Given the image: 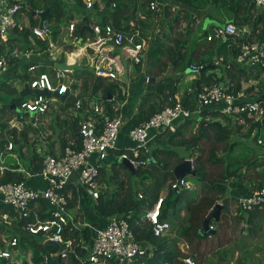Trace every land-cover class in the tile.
<instances>
[{
  "label": "trees",
  "instance_id": "1",
  "mask_svg": "<svg viewBox=\"0 0 264 264\" xmlns=\"http://www.w3.org/2000/svg\"><path fill=\"white\" fill-rule=\"evenodd\" d=\"M67 1L28 0L23 3L21 10L28 16L29 24L34 25L37 21V18L32 14L34 10L39 7L43 8L44 11L48 9L49 15L42 18V20H47L49 23L55 21V27H51L53 30L51 40L53 41H56L60 26L69 24L74 19L73 13H76L78 16L80 15V22L76 23L73 35L79 37V30L90 21V16L96 13L98 5L94 3L91 9H86L83 0H69L70 4ZM102 1L104 13L101 24L111 22L116 29L125 34L137 29L138 35L134 38L135 42H141L144 39L146 43V58L142 71L138 73L140 65L134 67V72L142 75L144 87L135 112L125 119L120 132L128 135L130 129L146 121L152 114L162 110L165 106L173 105L176 101H179L181 105L193 113L184 123L178 125L174 132L165 131L159 134L162 144H159V146L149 144L152 147L151 157L149 156L152 160L151 165L139 167L133 173L122 162L114 160L110 155L102 167L99 168L97 182L100 190L98 198L93 200L88 196L89 208L93 214V225L98 224L97 227H101L106 218L119 213L128 214L130 211L128 221L136 240L151 247L148 254L137 256L129 263H117L114 260H107L100 264H187L185 259L189 257L192 259L193 264H206L208 257L212 254L217 258L216 262H226V253L234 245L236 238L246 237L248 233L257 234V230L264 223V211L258 207H254L249 212L244 211L238 202L241 193L237 194L234 191V189H238L242 192V195H250L254 190L264 187V168H262L264 159L261 160L257 155L250 153L249 156L252 157L249 158L246 155L232 156L231 153L238 142L231 140L230 134L242 132L244 126L227 115L221 114L213 105L203 106L198 113H194L196 102L191 90H185L181 97L177 99L178 84L183 78L181 71L184 68L179 70H176V68L179 63L185 60L186 56L188 59L193 60L196 58V54L201 52L209 55L215 54L218 57L225 56L217 65L213 63V56L211 58L207 56L205 59L196 58L195 64L203 65V67L199 71L190 70V73L199 74L195 86L199 87L203 83L219 81V78L212 73L206 75V72L210 70L208 66L213 65V68L220 67L223 69L224 75L227 76L225 79L234 84L235 90L242 89V82L256 81L255 85L244 88V92L249 99H262L264 79L262 78V80L261 76L264 74V65H254L246 69L239 68L234 62V58L241 43L253 40L264 41V13L249 0H174L175 4L186 5L191 11H194V15H197V17L202 16V18L211 15L214 9L227 10L230 16L224 23L232 22L239 27L246 26L249 30L241 37H235L234 43H232L231 38L219 42L217 40L208 42L206 41L208 32L207 34L204 33L203 38L206 44H204L205 47L202 50L200 41L194 43L190 48L187 47L189 37L193 32L190 18L194 16L188 11L171 6L168 2L164 6L159 4L161 11L155 13L148 7V0H114V6H112V0ZM171 7H175V10L172 11ZM181 12L188 17V20L182 33L179 32L178 37L172 39L169 35L173 31V27L179 25ZM125 20H131L132 26L126 25ZM165 20L168 21V31L154 33L156 26ZM131 27L133 28L130 32ZM13 30L17 36L16 39L9 38L7 45H0V54L17 40L21 41L19 46L21 49H30L32 48L30 43L33 39L43 52L41 55L31 56L29 60H16L23 71L20 76H17V73L13 75L14 80L18 78L26 80L28 78L26 69L31 64L39 65L42 71H46L49 66L53 67L54 60H52V57L46 58L48 50L44 41L30 37L29 28H16ZM85 35L91 36L92 34L84 31L80 46L85 42ZM199 37L202 39V36L199 35ZM228 45L231 47L228 48ZM62 48L65 49V45H62ZM80 49L82 51L83 47ZM178 50H181V59L171 65ZM72 54L73 59H75L82 55V52ZM62 56L61 54L60 57ZM231 59L234 63H231ZM10 62L13 63L14 61ZM190 64H192V61ZM76 71L84 76V80L80 85L82 88L77 95L68 93L64 95L63 99H59V111L53 113L54 116L49 125L53 134L52 138L57 137L59 139V152L71 142H73V148L80 149L81 147L78 135L80 117L73 116L70 113V108L76 98H80L83 105H86L89 99H94L103 103L109 112L111 111L109 100L111 96H115L117 101H123L126 98L120 88L121 81L105 82L106 78L96 76L92 71L85 68ZM7 75L10 78L9 73H4L2 76L8 80ZM77 82L71 85V88L77 89L79 87ZM6 84L8 85V82L3 80L0 86L2 90L8 94L14 93V95L12 99L0 105V158H3L0 159V185L20 181L26 183L28 173H37L44 155H46L38 153L28 138L29 130L39 136L42 128L32 125V123H23L24 117L28 114L12 108V105H18L21 100V98H17L19 92L16 89H8L5 86ZM123 85L125 86V83ZM5 112L10 113V117L6 121L1 117ZM48 113L49 111L41 114V116ZM13 118L22 122L18 138L6 133L9 121ZM200 118L207 120L202 124L201 130L197 127ZM246 124V133L243 135L248 137L252 136L255 129L261 125L260 121L253 118H246ZM195 127L196 130L193 131ZM188 128L190 134L188 135L187 132V136L185 131ZM8 143H11V149L7 148ZM176 145L182 146L186 150V154L179 155L175 150ZM187 145L192 146L187 149L185 147ZM24 148L28 149V156L26 157L23 151ZM124 150L125 148L116 150L115 154L119 155ZM219 151L224 153L219 155ZM14 154L21 160L22 166L13 157ZM147 157L143 155L141 158ZM186 158H192L193 160V168L195 169L193 177L195 182L199 184L200 189L198 194L188 190H183L178 194L171 187V184L175 181L172 172L173 167ZM230 181H233L232 185H230ZM147 183L149 185H146ZM65 191L70 193L69 207L73 209L76 216L75 220L78 222L77 216L81 215V218L83 217L78 206V200L81 195L87 194L78 190L74 183L67 185ZM162 191H165V194L162 199L160 220L168 221L171 230L167 234L156 236L153 233L151 224L143 217L146 209L155 203ZM218 201L221 203L222 208L219 221L211 222L214 232L200 235L198 229L204 216ZM30 207L29 214L26 217H20L0 203V218L2 214L7 213L12 220L10 224H7L2 222L1 219L0 232L7 239L16 237L18 240L17 248L20 247L21 250L30 251L29 258L23 259L21 264H40L43 255L55 252V249L43 245L44 237L40 233L30 235L22 227L26 222L49 219L50 207L44 200H38L34 207ZM182 211L186 214L184 218H180ZM233 214H236V217H233ZM231 224L236 227L232 232L229 231ZM242 224H245V226H242ZM175 226L177 230L172 233V228ZM92 236L93 230L88 226L69 224L62 232L63 239L71 240L73 249L81 256H84L85 250L75 244L79 242L80 238L83 242L88 243ZM179 243H185L189 251L186 253L181 251ZM3 247L4 243L0 239V248ZM69 260L71 262L76 260L73 252L69 254ZM51 261L60 264L62 260L52 259ZM0 264L13 263L0 258ZM226 264L229 263L226 262Z\"/></svg>",
  "mask_w": 264,
  "mask_h": 264
},
{
  "label": "built area",
  "instance_id": "2",
  "mask_svg": "<svg viewBox=\"0 0 264 264\" xmlns=\"http://www.w3.org/2000/svg\"><path fill=\"white\" fill-rule=\"evenodd\" d=\"M26 1L28 0H0V45L7 41L13 29L29 28L30 37L44 41L52 60L61 62L63 59L60 60L59 58L62 52L56 56V53L50 51L57 40H51L53 32L51 25L47 20H42L40 17L44 9L39 7L34 10L32 14L37 18V21L34 25H30L27 20L28 16L21 10L23 3ZM113 1L112 6H114ZM249 1L257 9L264 11V0ZM83 3L86 9H91L94 3H97L98 8L99 6L103 7L102 0H83ZM148 7L155 13L161 11L158 0H148ZM67 25L69 36L73 38L71 44H79V42H76L79 37L73 35L76 23L70 21ZM85 25L89 27V31H85L90 32L92 35L85 37L84 46H88L92 53L93 49L100 52L101 50L107 51L108 47L115 48L117 51L126 49L128 54L125 58L129 59L128 68H131L130 72H133V66L141 63L146 43L144 39L141 42H135L134 38L138 35L137 29L125 34L116 29L111 22L101 24L91 19ZM248 31L246 26L239 27L232 22H226L222 25L212 26L208 34L206 33V41L217 40L219 42L226 39V35L241 37ZM30 44L32 45L30 49L9 48L0 54V76L8 71L10 61L29 60L31 58L34 51H37L39 47L35 44L34 39ZM58 47L62 48L61 45ZM37 53L40 54V52ZM105 58L107 62L103 67L96 66L93 59L89 65L93 66L96 76L104 77L108 81H118L117 72L109 67L113 60L107 56ZM105 58L103 57L102 60L105 61ZM222 60V57H218L213 63L217 65ZM66 62L71 64L68 61ZM234 62L239 68L245 69L254 65L263 66L264 41L253 40L241 43ZM202 67L203 65L192 63L188 68L199 71ZM72 70L52 67L49 73L40 70V66L37 64L29 65L26 69L28 78L24 80L23 84L33 90H45L49 95L27 94L24 97H19L21 98L18 104L20 112L31 117L41 115L49 110L50 103L59 100L53 95L54 92L59 95L72 93V90H75L69 84V74ZM195 89L197 101L195 100L194 113H198L203 106L213 105L221 114L227 115L243 126H247L246 118L260 121L264 117V98L249 99L243 87L240 90H235L234 84L228 79L224 82L203 83L199 87L196 86ZM121 90L125 94L124 89ZM109 100L111 103L110 112L103 103L94 99H89L86 105L82 104L80 98L75 99L73 106L70 108V113L73 116L80 117L78 135L81 147L75 149L72 147L73 142H71L56 155H44L39 171L28 173L29 176H37L42 181V186L30 187L24 181L8 182L0 185V203L20 217H26L29 214L30 206L34 207L38 200L46 201L50 207L49 219L26 222L22 227L30 235L40 233L44 237L43 242L49 240L62 247L61 251L55 250V252L44 254L40 264H58L51 261L52 259L62 260L60 264H100L107 260H114L117 263H129L135 257L148 254V250H151L150 246L136 240L128 221L130 211L128 214L119 213L106 218L101 227H95L88 223L82 224L75 220L76 216L73 209L69 207L70 193L65 190L67 185L74 183L77 189L81 188L93 200H96L100 190L97 182L99 168L102 167L110 155L119 162L128 160L134 169L151 165L152 160L149 158L151 147L148 144L152 138L151 132L154 131L155 134L165 131L174 132L176 127L184 123L193 112L181 105L179 101H176L173 105L165 106L162 110L152 114L146 121L130 129L127 136L132 145L125 148L121 154L116 155L115 151L119 150L116 144L125 122V118L120 112L124 100L117 101L115 96H111ZM91 101L93 102L91 103ZM255 142L258 146H264V136H256ZM11 147V143H8L7 148L11 149ZM143 155L148 157L141 158ZM187 159L193 167L192 158ZM74 175L75 179L73 180ZM188 176L190 175L184 176L179 183L175 179L171 184L176 193L179 194L190 188L192 183L187 179ZM162 199L163 197L159 196L155 203L146 209L143 217L151 224L153 233L156 236L167 234L171 227L168 221L160 220ZM238 202L246 212L251 211L254 207L264 211V187L254 190L250 195L241 196ZM1 219L2 222L7 224L12 221L7 213L2 214ZM69 224L88 226L93 230V236L88 243L83 242L80 238L79 242L75 244L85 250L84 256L73 249L71 240H64L62 237L64 228ZM210 227L213 228L211 224ZM2 242L4 247L0 248L1 259L10 261L20 254L16 251L18 243L16 237L11 239L4 237ZM71 252H73L76 259L73 262L69 260ZM185 263L193 264V261L189 257L185 259Z\"/></svg>",
  "mask_w": 264,
  "mask_h": 264
},
{
  "label": "rangeland",
  "instance_id": "3",
  "mask_svg": "<svg viewBox=\"0 0 264 264\" xmlns=\"http://www.w3.org/2000/svg\"><path fill=\"white\" fill-rule=\"evenodd\" d=\"M67 2L70 4V1L69 0ZM221 13L223 14V16L225 14H228L226 10H221V9H214L211 12V14L217 16L219 19L220 18L222 19ZM73 14H74V19L72 21L74 23L80 22V19H79V16L80 15L78 16V14H76V13H73ZM90 19L92 21H94V22H99V23L102 22L101 17L98 16V15H95V14L92 15V16H90ZM54 22L53 23L50 22V25H51L52 28H54L55 25H56V23H54ZM207 22H211V20L207 19ZM185 25L186 24L182 23L179 26L180 27L179 29H177V27H175V28L173 27V29H172L173 31H171V33L169 35L170 38L174 39V38L178 37L179 32L182 33V30L185 27ZM67 26L68 25H62V26H60V29H59L58 34L56 36V40L58 42L55 43V45L53 47V52H55V53L62 52V55L64 57L62 56L60 58H66L68 56V63L69 62L72 63V61L74 60L73 59V56H72L73 55L72 53H74V52H82V55H79L76 58L77 64L79 66H82L83 68H85L88 71L93 70V66H90L89 65L91 63L92 59L93 60H97L99 57L102 56V54H105L106 50H101L99 52V51H96L95 49H93V53H92V52H89V47L88 46H84V44H83L82 45L83 46V50L80 51L81 50L80 48H82V46H80V44H78V43L71 44V42L73 41V38L69 36L68 30H66L67 29ZM196 26L197 25H194V27H193L194 28V32H195L194 33V36L189 37V42L187 44V47L188 48H190L191 46H193V44L196 43V42H198L199 39H200V37H199V28L201 27V25L199 27H196ZM57 30H58V28H57ZM155 31L157 33L158 32H161V31H168V21L165 20L163 22H160L156 26V30ZM153 35H155V34H153ZM234 42L235 41H233L232 43H234ZM170 44H172V43H170ZM60 45L61 46L62 45H65L66 48L63 49L61 47H58ZM85 45H86V43H85ZM16 47L18 49H21L18 45H16ZM188 48H187V50H188ZM37 52H40V54H38ZM42 53L43 52H42L41 49H37V51H34L33 55H41ZM49 57H51V56L48 55L46 58H49ZM187 61H188V58L186 57L185 60H183V62L179 63L178 67L176 68V70H179L180 68H184V70L181 71L183 73V75H182L183 78L180 80V82L178 84V92L181 89V87H184V91L186 90L185 85H187L188 82L185 80V78L187 76H190V75L195 74V73H190V69L189 68H186L185 64H186ZM133 67H137V66H133ZM50 68L51 67H48L46 69V70H49V71H47L49 73L51 72ZM76 70L77 69H73L71 71V73L69 74V76H70V83L69 84L70 85L76 84V81H78V83H79V87L77 86L78 87L77 89H75V90H72L71 89L72 90V93L74 95L79 94V92H80V90L82 88V86H80V85L82 84V82L84 80V76L82 74H80L79 71H76ZM211 70L214 73H216L217 75H220L219 78H221V81L224 82L225 75H224V73L222 71L223 69H221L220 67H216V68H212ZM21 73H22L21 71L17 72V76H20ZM129 74H131V76H135V72L134 71L131 72V73H129ZM78 76H79V78H77ZM7 78H8V80L5 79L3 76L0 77V86H1V83L3 82V80H5L7 82L9 81L8 82V85L11 86L10 87V86H8L6 84L5 86L8 89H11L12 88V89H16V90L19 89L20 90V89L23 88V86H22V79L21 78H18L17 80H14V77H12L13 79L9 80L10 78H9L8 75H7ZM262 78L264 79V74H262L261 79ZM107 81L108 80H106L105 82H107ZM118 82H120V79L118 80ZM249 83L250 82L246 83L244 85V88H246ZM122 88L124 89L125 95L127 96L126 87L124 85L123 86L121 85V89ZM183 92L181 93V95L183 94ZM13 95H14V93L8 94L4 90H2V88L0 87V105H1V103L7 102L10 99H12V96ZM181 95H180V97H181ZM26 98H28V97H26ZM92 102L93 101H91V103ZM12 108L14 110L20 111L19 108H18V105H12ZM59 108H60V102L58 100V101H54V102L50 103V108L48 110L49 113L46 114L45 116H41L39 114V115H34L33 118L31 116H29V115H26L24 117L23 123H27V124L32 123V125H36L37 127H41L42 128L41 131H40V133H39V136H36V134L32 130H29L28 131L29 141L33 143L34 149L38 153L40 152V154L43 153L42 151H40V144L43 141H45V140L52 139V135L53 134H52V131H51V128H50L49 125L52 122V119H53V116H54L53 113L54 112H58L59 111ZM1 117H2L3 120L6 121L7 119H9L10 113L9 112H5V113H3L1 115ZM220 119H221V117H220ZM21 123L22 122L16 121L14 118L11 119L9 121V124H8L9 127L6 130V133L8 135H11L14 138H18L19 137V132H20V129H21V125H22ZM246 129H247V126H244L243 129H242V132L230 134V136H231L230 139L231 140H235L236 142H238V144L233 149L234 151L231 153L232 156L240 157L242 155H246L249 158V157H252V156H249V153H250V154L257 155V157H259L261 160L264 159V146H258L256 144V142H255L256 136H258V135L264 136V124L258 126L255 129L253 135L250 136V137H248L246 135H243V134L246 133ZM188 130H189V128L185 131V134L188 132ZM195 130H196V127L193 128V131H195ZM189 134L190 133L188 132V135ZM53 140H57V139H53ZM202 146L206 147L203 144H202ZM190 147H189V149H190ZM220 147H222V146H220ZM175 150H176V152L179 155H181V154H184L185 155L186 154V150L183 149V147L180 146V145H176L175 146ZM23 151H24L25 157L28 156V149L27 148H24ZM223 153H224L223 151L222 152L219 151V155L220 154H223ZM149 156L151 157V154ZM13 157H15L16 161L18 163H20V165L22 166V162L16 156V154H14ZM0 159L2 160L3 158H0ZM262 168H264V166H262ZM187 179H189L191 181V183H192L190 185V188L188 189V191H193V192H196L198 194L200 192L199 184L197 182H195L194 177L188 176ZM232 182L233 181H230V185H232ZM146 185H149V183H147ZM229 193H230V191H229ZM164 194H165V191H162V192H160L159 195L163 197ZM180 216H181L180 218L186 217L185 212L182 211L180 213ZM77 219H78V221H80L81 220V215L80 216H77ZM0 220H1V218H0ZM181 224H183V223H181ZM263 227H264V225L260 229L257 230L258 232L255 235L249 234L246 231V233H248V236L246 235V237H241V238H238V239L236 238L234 245H232L229 248V250L227 251V253H226V258H227V261L226 262L229 263V264H264V228ZM235 228H236L235 225L234 224H231L229 231L232 232ZM170 230H171V227H170L169 231ZM176 230H177L176 229V226L173 227L172 228V233L175 232ZM174 234H176V233H174ZM0 239L1 240L4 239V234L3 233L0 235ZM179 247H180L181 251H183L184 253H186V252L189 251L188 246L185 243H179ZM16 251L18 253H20V254H18L14 258H12V260L9 261L10 263H13V264H21V261L23 259H28L29 258V255H30V251L29 250H26V249L21 250L20 247H18ZM216 261H217V258L214 257L213 254H212V255H210L208 257V261H207L206 264H226V262H223V261L222 262H219V263L216 262Z\"/></svg>",
  "mask_w": 264,
  "mask_h": 264
},
{
  "label": "crops",
  "instance_id": "4",
  "mask_svg": "<svg viewBox=\"0 0 264 264\" xmlns=\"http://www.w3.org/2000/svg\"><path fill=\"white\" fill-rule=\"evenodd\" d=\"M159 1V4L160 5H162V6H164L165 4H167V2L171 5V6H175V7H177L178 9H181V10H184V11H188L190 14L192 13V15H194V11H191L190 9H189V7H187L186 5H181V4H175V1L174 0H158ZM175 7H171V9H172V11H174L175 10ZM227 11V10H226ZM103 7L102 6H99V8H98V10L96 11V13H95V15H98V16H100L101 18H102V15H103ZM227 13H228V11H227ZM195 16V17H194ZM194 16H191V20H190V25L191 26H193L194 27V25H197L196 27H199L200 25H201V27L199 28V35L200 36H202V39H199V41L201 42V49L203 50L204 48L203 47H205L204 46V44H206L205 43V41H204V33H207V32H209V29L212 27V26H215V25H222L223 23H224V21L226 20V19H228V17L230 16L229 14H225L224 16H223V14H221V16H222V19L220 18H218L217 16H215V15H213V14H211V15H208V16H205V17H203L202 18V16H200V17H197V15H194ZM25 17V16H24ZM24 17L22 18L23 19V22H24ZM95 17V16H94ZM180 17H181V19L179 20V25L178 26H176L177 27V29H179L180 27V25L182 24V23H184V24H186V22H187V20H188V17L186 16V15H184V13L183 12H181L180 13ZM224 17V18H223ZM21 19V20H22ZM96 19V18H95ZM192 19H195V20H192ZM207 19H209V20H211V22H207ZM28 20V23H29V19H27ZM124 23L126 24V25H130V26H132L131 24H133L132 23V21L131 20H125L124 21ZM195 27V28H196ZM132 28L133 27H131L130 28V32L132 31ZM67 30V29H66ZM65 30V31H66ZM155 30H156V28H155ZM154 30V33H156V31ZM194 28H193V32H192V34H191V36L190 37H192V36H194ZM196 36V35H195ZM16 35H15V33H14V30L9 34V36H8V39L10 38V39H16ZM85 37H87V35H85ZM82 38H83V35H82ZM8 39H7V41L4 43V45H7V43H8ZM233 41H235V37L234 38H231ZM78 40H79V38H78ZM78 40H76V42H79ZM232 41V42H233ZM58 42V41H57ZM80 44V43H79ZM16 45H18V46H20L21 45V41H19V40H17V41H15V42H13V44L12 45H10L8 48H6V49H9V48H17L16 47ZM83 47V46H82ZM231 46L230 45H228V48H230ZM50 51L51 52H53V49L51 50L50 49ZM107 52V53H106ZM105 52V54H102V56L101 57H99L97 60H94V63H95V65L96 66H101V67H103V66H105V64H106V62H107V60H106V56L107 57H109L110 59H112L113 60V62L112 63H110V68H112L113 70H115L116 72H117V74H118V79H120V81H121V85L123 86V83H125V87H126V91H127V96H126V98H125V100L122 102V106H121V114L123 115V117L126 119L129 115H131L132 113H134L135 112V110H136V106H137V103H138V101H139V98H140V96H141V93H142V90H143V87H144V84H143V82H142V75H138V74H136V72H135V76H131V74H129V73H131L130 72V70H131V68H128V66H129V59H126L125 58V56H127V54H128V52H127V50L126 49H123L122 51L121 50H118L117 51V49H115V48H112V47H108V49H107V51ZM55 53V52H54ZM48 55H50L49 53H48ZM56 56H58L59 54L58 53H56L55 54ZM187 55V54H186ZM143 61H141V63L139 64L140 65V67H139V72L138 73H140L141 71H142V68H143V64H145V58H146V48H145V51H144V53H143ZM212 57V60L213 61H215V59H217L218 58V56L217 55H209V54H207V53H203V52H201V53H198V54H196V58L198 59H205L206 57ZM105 58V61H103L102 60V58ZM187 57V56H186ZM191 57H192V55H191ZM219 57H225V56H219ZM77 58V57H76ZM76 58L72 61V63H74V62H77L76 61ZM196 58H194L193 60L191 59V58H189V59H191V61H192V63H195V60H196ZM64 59H67V61H68V58L66 57V58H63V60ZM62 60V61H63ZM194 61V62H193ZM231 63H234L233 62V60L231 59ZM70 63V62H69ZM50 67V66H49ZM53 67H54V62H53ZM213 68V66L212 67H210V70L207 72V74L206 75H208V74H210V73H212V74H214V75H216V77L217 78H219L220 77V75H217L216 73H214L211 69ZM50 70H51V68H50ZM19 71H23L22 70V68L20 67V64H17V61L15 60L13 63H11L10 62V64H9V67H8V71L6 72V73H9V75H10V79L9 80H11V79H13L12 77H13V75H16V73L17 72H19ZM46 71H49V70H46ZM93 71V73H94V70H92ZM134 71V70H133ZM123 75V76H122ZM122 76V77H121ZM137 76V77H136ZM198 77H199V74L198 73H195V74H193V75H190V76H187L186 78H185V80L188 82L187 83V85H185V87H186V90H194L195 89V81H196V79H198ZM227 76L225 75V78H226ZM15 78V77H14ZM22 79V86L24 87V79L23 78H21ZM17 80V79H16ZM226 80V79H225ZM224 80V81H225ZM219 81H221V79L219 78ZM9 82V81H8ZM248 82H250L247 86H249V85H255L256 84V81H247V82H242V87L244 88V85L246 84V83H248ZM120 84V83H119ZM120 85V86H121ZM194 86V87H193ZM23 89V88H22ZM22 89H20V90H22ZM18 91H19V89H18ZM184 91V87H181V89L179 90V92L177 93V99H179L180 98V95H181V93ZM163 133V132H162ZM159 134H161V133H158V134H155V132L154 131H152L151 132V136H152V138L149 140V142H148V144H150L151 142V144L153 145V146H157V145H159V144H162L163 142H162V140L159 138ZM53 139H57V137L56 138H52V139H49V140H45V141H43L41 144H40V151H42L43 153L42 154H58L59 153V151H60V147H59V139H57V140H53ZM132 144H131V142L129 141V139H128V136H127V134L126 133H122V132H120V134H119V138H118V141H117V144H116V147L118 148V149H121V148H127V147H130ZM150 146V145H149ZM40 153V152H39ZM73 180L75 179V175L73 176V178H72ZM26 184L28 185V186H30V187H40V186H42L43 185V183H42V181L37 177V176H28V179H27V181H26ZM78 190H80V191H82L83 193H85L82 189H80V188H78ZM238 190V189H237ZM235 190L234 189V191L235 192H237V194H239V193H241L240 195L242 196V197H244V196H247V195H245V194H243L242 195V192L240 191V190ZM89 195L87 194V195H85V194H83V196L81 195V197H79V200H78V206L80 207V209H81V212H82V215H83V217L81 218V220L79 221V223H88V224H91L92 226H95V227H97V225L98 224H96V225H93V214H92V212H91V210H90V208H89V197H88ZM236 217V214H233V217ZM94 221H95V219H94ZM264 225V223H262L261 224V227ZM242 226H245V224H242ZM260 227V228H261ZM264 228V227H263ZM245 233V232H244ZM2 234V232H0V235Z\"/></svg>",
  "mask_w": 264,
  "mask_h": 264
},
{
  "label": "water",
  "instance_id": "5",
  "mask_svg": "<svg viewBox=\"0 0 264 264\" xmlns=\"http://www.w3.org/2000/svg\"><path fill=\"white\" fill-rule=\"evenodd\" d=\"M264 13V11H262ZM49 15L48 9H46L43 13H41L40 17L41 18H45L46 16ZM86 19V18H84ZM85 30L89 31V27L87 25H83L81 27V29L79 30V43H81L82 40V35L84 33ZM226 38H234V36L232 35H226ZM181 59V50H178L176 55L173 57V60L171 62V65H174L178 60ZM67 60L64 59L63 61L59 62L56 61L54 62V67L55 68H68V69H82V66H79L77 64V62L71 63V64H67L66 62ZM191 62V59H188V61L186 62L185 66L186 68L189 67ZM212 66H208V68H210ZM195 97V100L197 101V93H196V89L191 91ZM27 94H31V95H46L48 96L49 93L45 90H33L30 89L26 84L24 85L23 89L18 93L17 98L18 97H24ZM54 96H56L59 99H63L64 95H59L57 94V92L53 93ZM262 98H264V95H262ZM207 121L204 118H200L197 124V127L199 130H201L202 128V124ZM260 124H264V117L260 120ZM192 145H187L186 148L189 149V147ZM122 163L128 168L130 169L133 173L135 172V169L133 168V166L130 164V162L128 160H122ZM173 175L175 177V179L177 180V182L179 183L180 180L186 176V175H190L191 177H193L195 175V169L192 167L189 159H184L183 161H181L179 164L175 165L173 167ZM221 208L222 205L221 203L217 202L215 203V205L207 212V214L204 216L202 223L198 229V233L200 235H205L207 232L209 233H213L214 232V228L210 227V224L212 221L214 222H218L219 218H220V212H221ZM43 245L49 246L57 251H61L62 247L60 245H58L55 242L49 241V240H45L43 242Z\"/></svg>",
  "mask_w": 264,
  "mask_h": 264
}]
</instances>
